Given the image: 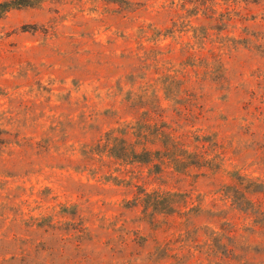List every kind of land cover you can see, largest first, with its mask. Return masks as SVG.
<instances>
[{"label":"rangeland","instance_id":"obj_1","mask_svg":"<svg viewBox=\"0 0 264 264\" xmlns=\"http://www.w3.org/2000/svg\"><path fill=\"white\" fill-rule=\"evenodd\" d=\"M143 24L155 32L139 42ZM158 45L176 67L215 52V76L199 85L204 127L219 134L225 168L264 181V0H0V264H177L141 245L131 189L78 167L84 146L117 125L93 114L94 127L88 116L109 107L107 89L133 70L124 52L145 57ZM187 68L194 79L202 69ZM197 190L206 207L241 216L220 184L202 179ZM233 257L264 264L246 237Z\"/></svg>","mask_w":264,"mask_h":264},{"label":"trees","instance_id":"obj_2","mask_svg":"<svg viewBox=\"0 0 264 264\" xmlns=\"http://www.w3.org/2000/svg\"><path fill=\"white\" fill-rule=\"evenodd\" d=\"M113 1L127 4V0ZM153 29L151 24L141 25L139 42L149 39ZM157 35L156 39L166 33L160 29ZM152 48L145 57L135 50L124 52L123 57L134 58L133 70L119 74L107 89L109 107L88 116L94 127L93 114L117 125L100 130L84 146L78 167L131 189L133 198L127 199L126 207L140 211L146 234L136 231L141 233V245L153 243L150 253L156 261L234 264L243 237L250 246L259 243L264 251V181L225 168V146L219 134L210 125L208 131L204 127L208 97L199 85L215 76V52L198 58L189 53L176 67L160 45ZM189 65L202 67L196 79L188 74ZM220 66V77L214 79L223 84ZM83 98L86 103L92 99L88 94ZM5 142L0 133V146ZM202 179L220 184L219 191L243 221L217 203L205 206L206 196L197 192ZM78 212L75 208L71 213ZM205 219L215 222L219 230L205 229L201 224ZM75 229L81 236L86 234L84 226Z\"/></svg>","mask_w":264,"mask_h":264}]
</instances>
